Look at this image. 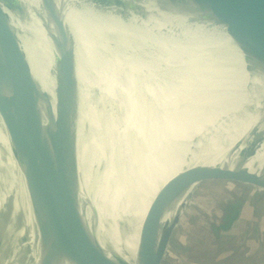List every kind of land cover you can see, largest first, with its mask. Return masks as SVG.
<instances>
[{
    "label": "water",
    "instance_id": "1",
    "mask_svg": "<svg viewBox=\"0 0 264 264\" xmlns=\"http://www.w3.org/2000/svg\"><path fill=\"white\" fill-rule=\"evenodd\" d=\"M0 111L38 264H49L64 191L79 182L87 186L88 211L80 248L91 264H108L114 239L113 255L139 242L128 223L136 207L122 205L130 193L123 187L146 202L140 211L155 210L152 224L141 223L165 225L151 205L157 178H145L143 195L142 177L135 181L127 168L123 182L124 169L110 165L113 190L123 184L114 201L110 150H214L264 126V0H0ZM34 162L48 182L45 205L27 170ZM163 184L167 203L179 201L173 183ZM213 185L223 189L208 194ZM80 187L70 195L81 198ZM112 200L122 231L110 242ZM237 200H264V190L213 179L186 209ZM44 222L50 233L41 245Z\"/></svg>",
    "mask_w": 264,
    "mask_h": 264
},
{
    "label": "bare ground",
    "instance_id": "2",
    "mask_svg": "<svg viewBox=\"0 0 264 264\" xmlns=\"http://www.w3.org/2000/svg\"><path fill=\"white\" fill-rule=\"evenodd\" d=\"M0 118L5 122L6 117L1 111ZM110 152L112 154L109 156L108 175L114 201L115 197H118L123 184H120L115 191L113 190L112 167L110 165H113L114 169L116 166L124 169V177L121 176L123 182L128 176L127 168H132L135 181L142 177L140 182L145 187L139 183L138 187L143 195H148L147 192L149 190L145 178L148 180L157 178L155 183H158L154 189L160 190V193L159 196H155L151 200V205L159 208L157 210L158 219H164L165 225L159 230L155 225L149 228L146 222L141 223V219L149 218V224H152L155 218L153 216L155 210L153 209L151 215L150 211L147 214L145 209L140 211V208L146 202L139 203L137 200H133L131 189L123 187L125 192L129 191L130 193H125L126 196L122 205L126 202L127 205L132 204L136 207V213L129 214L128 223L134 224V226L132 225L133 228L149 230V232L142 234L141 230L131 228L132 231H135L134 236L139 242L133 241L135 247L127 245L124 255H118L117 252L114 255L110 253L116 244V239H114L111 250H108V264H119L117 263L119 259L121 261L120 264H167L169 262L167 257L170 254L169 250L174 245V241L177 242V240L181 247L191 255L194 249L192 245H196L197 240L191 237L188 227L184 225V218L188 215L186 207L191 204V201L196 198L202 186L208 181L224 178L235 179L242 184H249L264 190V126L236 141L217 146L214 150L168 152L156 156L153 153L133 151L130 148L119 146L114 148L113 151L110 150ZM239 158L249 160L248 165L236 164L235 162L240 160ZM30 167L27 170L35 187L38 189L40 200L45 205L48 182L38 163L34 162L32 171ZM14 173L18 181L17 189L19 190L20 188L23 193L25 205L21 208H11V206H15L13 196L17 192L14 186L9 190L6 203V208H10V210L0 213V248H3V250H0V259L2 258V261H4L3 264H6L5 261H9L7 264H38L34 251L33 233H31L29 227V205L15 169ZM164 179L173 183L174 188H176V195L180 194V200L172 203V205L167 203L165 197ZM3 183L6 187L8 186L5 179ZM79 186H81L79 188L82 194L81 198L72 197L73 190ZM74 189L64 191L59 230L56 231L54 236L55 246L52 250V255L49 256V264H91L92 262L86 252L80 248L79 242V233L86 225L88 218V211L85 207L87 186L84 182H79ZM114 201L112 200L111 204L110 242L113 236L117 237L119 232L122 231V227H119L115 218L116 208ZM11 213L13 214L12 221L8 218ZM138 214L142 218L138 219L135 217ZM5 220L6 224L9 222L10 226L7 227V225L3 224ZM41 220L43 221V218ZM43 225L40 235L41 245L48 239L50 233V230L47 229V223L44 222ZM7 228L9 231L14 232L12 239H4L2 237ZM11 243H13V246L8 248Z\"/></svg>",
    "mask_w": 264,
    "mask_h": 264
},
{
    "label": "rangeland",
    "instance_id": "3",
    "mask_svg": "<svg viewBox=\"0 0 264 264\" xmlns=\"http://www.w3.org/2000/svg\"><path fill=\"white\" fill-rule=\"evenodd\" d=\"M14 163L9 156L8 148L0 129V183L4 182V179L8 183L9 190L14 186L17 189V178L14 173ZM2 187L0 189V213L10 210L6 208L8 199L7 189ZM223 187L215 186L208 188V194L214 190ZM15 206L21 208L25 204V198L20 188L17 189L16 195L13 196ZM242 204L240 213L237 216L239 219L240 234L234 236V244L232 246L223 243L222 246H218L217 236L218 234L213 231V228L222 224L226 215L229 217L232 215V205ZM2 205V206H1ZM236 207V206H235ZM187 216L184 218V225L188 227L191 237L196 239V245L192 250L191 255L184 250L180 244H178V251L174 264H263L254 257L256 253L264 255V200L259 201H233L231 203H218V204H205L200 207H190L187 209ZM186 214V213H185ZM12 213L8 218L12 221ZM228 218H226L227 221ZM4 225H9L3 222ZM5 229L4 239H12L14 232ZM211 233L217 237H213ZM8 236V237H6ZM13 246L11 243L9 247ZM3 250V248H0ZM229 253V254H228ZM9 261H5L7 264ZM2 258L0 264H3Z\"/></svg>",
    "mask_w": 264,
    "mask_h": 264
},
{
    "label": "trees",
    "instance_id": "4",
    "mask_svg": "<svg viewBox=\"0 0 264 264\" xmlns=\"http://www.w3.org/2000/svg\"><path fill=\"white\" fill-rule=\"evenodd\" d=\"M242 205L245 206L244 204ZM234 206H236V208L234 209V212L232 213V215H230L229 217H227L228 215L225 216V218H228L227 221L225 220L222 222L220 226H216L213 228V231L218 234L217 236L218 238L214 235V233H211L214 238L215 237L217 238L219 247L222 246L223 243L232 246L235 241L234 236L238 233L240 234V229H238L239 219H237V216L240 213L241 207L239 204H234ZM262 214L264 215V212ZM258 254L259 253H256L254 255V257H256L257 259H258L257 257ZM263 260H264V257H263Z\"/></svg>",
    "mask_w": 264,
    "mask_h": 264
},
{
    "label": "flooded vegetation",
    "instance_id": "5",
    "mask_svg": "<svg viewBox=\"0 0 264 264\" xmlns=\"http://www.w3.org/2000/svg\"><path fill=\"white\" fill-rule=\"evenodd\" d=\"M2 187L3 188H5V184L2 182V183H0V189L2 190ZM5 189H7V188H5ZM7 194H8V189H7ZM2 206V205H1ZM232 213L234 212V209L236 208L234 205H232ZM1 208V207H0ZM224 220H226V218H224Z\"/></svg>",
    "mask_w": 264,
    "mask_h": 264
},
{
    "label": "crops",
    "instance_id": "6",
    "mask_svg": "<svg viewBox=\"0 0 264 264\" xmlns=\"http://www.w3.org/2000/svg\"><path fill=\"white\" fill-rule=\"evenodd\" d=\"M240 231H241V230H240ZM257 257H258L259 262H261V263L264 264V260H263L264 255H262V254L259 253V254L257 255Z\"/></svg>",
    "mask_w": 264,
    "mask_h": 264
}]
</instances>
